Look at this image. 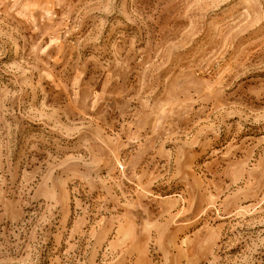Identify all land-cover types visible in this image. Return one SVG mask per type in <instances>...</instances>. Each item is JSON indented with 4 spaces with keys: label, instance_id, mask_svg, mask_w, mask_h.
<instances>
[{
    "label": "rangeland",
    "instance_id": "obj_1",
    "mask_svg": "<svg viewBox=\"0 0 264 264\" xmlns=\"http://www.w3.org/2000/svg\"><path fill=\"white\" fill-rule=\"evenodd\" d=\"M0 264H264V0H0Z\"/></svg>",
    "mask_w": 264,
    "mask_h": 264
}]
</instances>
